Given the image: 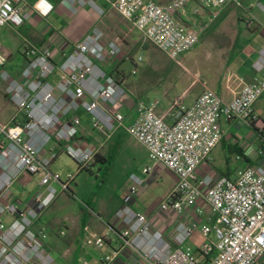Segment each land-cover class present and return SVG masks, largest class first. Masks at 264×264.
Masks as SVG:
<instances>
[{
    "label": "built area",
    "instance_id": "built-area-1",
    "mask_svg": "<svg viewBox=\"0 0 264 264\" xmlns=\"http://www.w3.org/2000/svg\"><path fill=\"white\" fill-rule=\"evenodd\" d=\"M66 1L104 13L95 0ZM107 1L170 58L180 57L199 40L197 31L175 16L191 0H172L167 5L155 0ZM26 2L0 0V26H22L29 16ZM199 2L212 9L213 15L228 6L245 9L242 0ZM44 3L52 6L46 14L41 0L34 8L46 17L54 6L48 0ZM257 5L264 13V4ZM247 15L245 27L251 29L256 20ZM22 52L24 62L17 74L0 71L4 97L13 107L9 120L0 123V264H55L46 247L48 234L35 224L59 192L70 190L74 180V174L63 180L52 171L60 154L74 160L80 172L90 170L100 153L102 142L93 145L82 136L83 115L90 131H99L105 138L124 131L145 147L152 164L131 174L130 196L139 193L156 164L177 177L159 206L160 212L174 220L170 236L144 212L124 202L111 219L102 220L107 227L103 235L88 229L82 237L86 246L104 250L96 264H264V165L217 177L197 173L222 138L221 117L247 123L259 119L254 103L264 93V76L244 84L229 100L204 89L191 104L174 106L171 120L157 113L158 99L137 100L127 119L120 106L128 91L107 65L119 56L130 57L101 28L94 27L69 52L62 53L60 60L47 43L26 40ZM8 61L7 51L0 50V66ZM132 61L135 67L128 75L137 72L142 57ZM255 67L264 70V46ZM259 155L264 162V133ZM25 173L41 174L42 188L27 206L13 191ZM199 200L210 206L209 215H204ZM81 204L97 215L88 203ZM188 214L194 217L191 221L182 218ZM196 234L202 237L199 258L188 243ZM82 264L90 263L82 259Z\"/></svg>",
    "mask_w": 264,
    "mask_h": 264
},
{
    "label": "rangeland",
    "instance_id": "rangeland-1",
    "mask_svg": "<svg viewBox=\"0 0 264 264\" xmlns=\"http://www.w3.org/2000/svg\"><path fill=\"white\" fill-rule=\"evenodd\" d=\"M171 1L168 0L166 3L160 1L159 3L167 5ZM96 2L106 10L101 1L96 0ZM187 5L188 3L183 5L176 13L184 12L186 14L187 23L185 24L197 31L199 40L191 50L178 58L168 57L150 41L146 40L137 30L129 27L130 29H128L126 35L128 36L133 31L135 33L134 37L136 36V43L129 41L125 45L124 52L130 59L122 57L119 61L120 69L114 75L115 78L123 81L128 91L124 102L120 106L122 112L125 113L130 104L133 105L137 100L163 99L169 101L170 104H177L181 99L191 96L193 93L197 95L198 91L195 92V90L201 83H207V73H211L216 77L221 74L223 66L221 59H219L221 53L218 47L230 48L235 37L246 35L249 32V30L243 28L242 20L239 19V17L247 18L249 16L245 10L228 6L222 11L228 14L227 17L221 18V12L217 16L212 14L213 16L208 15L206 19H203L202 14L207 12L203 9H201L202 14L194 12L193 9L198 8L197 3H193V9L188 11L185 10ZM253 12L261 15L257 7H254ZM83 21H86V19ZM62 24L64 26V23ZM237 25L240 27H237ZM18 30H7L6 37L20 42L21 37L17 32ZM2 31L1 28L0 34ZM216 38H221L225 42L218 40L219 42L215 43ZM3 44L7 45V43ZM14 47L13 58L4 66H0V71L6 69L10 73L18 72L16 68L22 63L21 47H18L17 44ZM138 56L142 57V61L137 65V72L128 75L127 73H130L135 67L132 58L136 60ZM3 88L4 83L0 80V123H5L13 113L12 104L4 97ZM107 139L109 161L107 164H99L92 173L87 170L77 172V163L65 154H60L52 165V171L58 173L63 180H66L70 174L75 175L70 190L61 191L57 194L44 212L43 218L44 223L50 221L48 224L50 231L53 233H57L59 229L68 228L69 231L71 230L70 234L58 237V247L53 246L62 255L61 259L65 260L62 264H68L70 261H73L72 264H82V259H86L90 264H96V260L104 252L102 249L86 246L79 238L76 247L74 246L71 251H64L71 246L69 244L71 241L68 243L66 238L72 237L71 240L76 238V234L73 233L72 218H78L81 215V201L91 199L97 210L96 213L99 214V220L101 222L102 220H108L117 204L129 197L128 188L131 183V174L140 173L144 166L152 164L143 146L128 133L118 131ZM106 140L104 137V143L100 147V151L106 147ZM206 165L210 169L212 164ZM153 170L157 178L153 182L146 180L147 186L142 190L144 194L142 198H139V203L147 210L158 209L174 179V174L165 166ZM40 177L41 174H23L22 182L27 187L25 191L20 193L23 198L30 197L42 189L39 185ZM198 202L204 213L209 215L211 212L210 206L202 200ZM103 230L104 232L107 230L105 225ZM93 231L97 235H103L104 233Z\"/></svg>",
    "mask_w": 264,
    "mask_h": 264
},
{
    "label": "crops",
    "instance_id": "crops-1",
    "mask_svg": "<svg viewBox=\"0 0 264 264\" xmlns=\"http://www.w3.org/2000/svg\"><path fill=\"white\" fill-rule=\"evenodd\" d=\"M36 1L37 0H27L24 9L29 14V16L22 26L14 27L10 24L0 26V29H3L2 33L0 34V50L7 51L9 60L13 58V51L15 48L14 45L17 44L18 47H21L22 63L16 68L18 71L23 66L24 57L22 51L24 42L26 40L35 44H49L54 50V56L56 60H60L62 53L69 52L73 48L74 44L82 40L84 36L94 27L101 28L105 32L107 38L118 40L121 43L124 51L125 45H127L129 41L136 43V36L134 37L135 33L133 31L128 36L126 35L128 29H130L129 27L134 28L132 24L123 19L115 10L110 9L111 7L107 0H99L103 5H105L106 10H104L102 5L97 3L95 0V2L101 8H103V14L98 13L89 5L81 6L77 3L71 5L66 0H48L53 4L54 7L51 13H49V15L46 17L41 16L34 8V3ZM155 1L158 3L160 1L163 3L168 2V0ZM244 1L246 2V6L245 9L241 10L249 12V14L255 18L256 25L253 28L248 29L245 27L244 23L246 18L239 17V19L242 20L241 24L243 28H246L249 30V32L246 35L235 37V39L231 42L232 45L230 48H223L222 46L218 47V50L221 53L219 59H221L223 66L220 76L216 77L211 73H207V83H201V85L195 90V92L198 91V94L194 95L195 93H193L191 96L181 99L177 104H170L169 101L158 99L159 105L157 107V113L162 117L171 120L169 116L174 106L180 103L191 104L204 89H212L220 94L225 100H229L241 89L244 84L264 76V70L259 71L255 67V63L259 58L260 50L264 46V13L258 7L257 3L261 2L264 4V0ZM193 3H197L198 8L193 9ZM254 7L258 8L261 15L255 14L253 12ZM189 9H193L194 12L199 14H202L203 11L207 12V15L205 13H203L204 15L202 14L201 17H203V19H206L208 15L213 16L212 14H214L212 9L202 7L199 0L189 1L185 10L188 11ZM201 9H203V11H201ZM222 11L223 9L215 15L217 16ZM227 16L228 14L225 13V11L222 12L221 18ZM176 18L184 23H187V17L184 12L179 14L176 13ZM84 19H86V21H83ZM62 23H64V26ZM238 26L239 25H237V27ZM15 29H19L17 32L21 37L20 42H17L12 38L8 39L6 37L8 34L7 30L14 31ZM218 40L225 42L221 38H216L214 42L218 43ZM3 43H7V45ZM11 46L12 48H10ZM122 57L123 55L117 57L116 59H112L109 62L107 69L110 71V73H112L114 70L118 71L120 69L119 61ZM17 73L18 72H13L12 74ZM133 106L134 104L132 105L131 103L129 109L125 112L127 119H129L134 113ZM254 109L258 114L259 119L253 123H247L238 119L227 120L224 117H221L220 125L222 130V138L217 146L212 150L210 158L198 166L197 173L199 176L211 175L213 177H217L219 175H231L246 166L264 165V162L259 155V150L262 144V135L264 133V93L255 101ZM83 117L84 126L82 128V136L85 138V140L93 145H97L100 141L104 143V135L99 131H90L87 124L86 115H83ZM106 139L107 138H105V140ZM107 140L106 147L100 151L92 164L93 167L87 171L92 173L99 166V164L103 165L108 163L109 154ZM143 149L146 151L144 146ZM206 164H212L210 169ZM160 166L163 165L156 164L154 165L153 169ZM22 177L23 175L14 183L13 191L22 200V205L27 206L31 204L34 195L30 197L26 196L25 198L20 195L22 191L27 189V187L22 182ZM156 178L157 175L153 170L147 179L153 182ZM176 180L177 177L174 174V179L165 196L171 190ZM146 186L147 185L145 183L135 197L129 195L126 200H121L114 208L108 219H111L115 210L124 202H129L135 209L148 215L154 226L161 228L167 236H170L174 220L168 217L166 214L160 212L159 207L158 209L147 210L144 209V206L139 203V198H142V195L144 194V191L142 192V190H144ZM85 202L88 203L95 212H97L91 199ZM80 207L82 211L81 215L78 218H72L74 227L73 233L76 234V238H73V240H71L72 237L66 238L68 243L71 241L69 243L71 246L70 248L65 249V252L71 251L74 246H77L78 238L82 240L86 230L93 229L96 232H104L103 227L105 224L99 220V214L97 213V215H94L92 212L85 209L82 204H80ZM44 212L41 214L40 219L35 224V228H43L47 232L48 238L46 240V247L53 255L55 264H62L64 259H61L62 255L59 254L56 249L53 248V246L58 247V237H64L66 234H70L71 230L69 231L67 228L59 229L57 233L51 232L48 224L50 221L47 223L43 222ZM182 218H184L186 221H191L194 217L188 214L183 215ZM201 241L202 237L199 234H196L188 242L193 248L197 257H200L199 245ZM72 262L70 261L68 264H72Z\"/></svg>",
    "mask_w": 264,
    "mask_h": 264
},
{
    "label": "clouds",
    "instance_id": "clouds-1",
    "mask_svg": "<svg viewBox=\"0 0 264 264\" xmlns=\"http://www.w3.org/2000/svg\"><path fill=\"white\" fill-rule=\"evenodd\" d=\"M41 5L43 6V10H44V12H45V14L48 12V11H50L51 10V5L50 4H45L44 3V0H41ZM40 5H38V7H39Z\"/></svg>",
    "mask_w": 264,
    "mask_h": 264
},
{
    "label": "trees",
    "instance_id": "trees-1",
    "mask_svg": "<svg viewBox=\"0 0 264 264\" xmlns=\"http://www.w3.org/2000/svg\"><path fill=\"white\" fill-rule=\"evenodd\" d=\"M244 3V6H246V2L244 0H242ZM118 71L114 70L111 74L115 75Z\"/></svg>",
    "mask_w": 264,
    "mask_h": 264
}]
</instances>
